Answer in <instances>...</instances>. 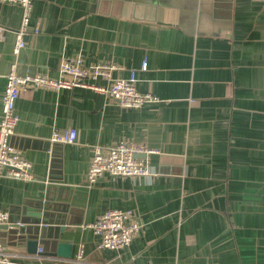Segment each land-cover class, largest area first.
I'll return each mask as SVG.
<instances>
[{
    "label": "crops",
    "instance_id": "0c3cea01",
    "mask_svg": "<svg viewBox=\"0 0 264 264\" xmlns=\"http://www.w3.org/2000/svg\"><path fill=\"white\" fill-rule=\"evenodd\" d=\"M21 16L19 4L0 2V117ZM77 55L85 65L117 64L113 77L133 71L137 91L156 99L131 108L89 87L21 90L10 143L31 163L33 179L2 176L0 208L17 218L44 184L56 186L53 202L69 206L51 210L47 223L26 215L16 221L29 222L27 238L50 242L35 252L25 234L17 241L1 225L6 257L22 264H264V0H33L17 73L58 78L61 60ZM54 128L71 141L53 140ZM119 141L153 150L139 157L156 173H103L88 183L94 148ZM60 185L74 188L72 199ZM113 208L134 210L141 229L123 248L99 249L85 224ZM53 240L69 244L70 256L48 251Z\"/></svg>",
    "mask_w": 264,
    "mask_h": 264
},
{
    "label": "built area",
    "instance_id": "2783aa9c",
    "mask_svg": "<svg viewBox=\"0 0 264 264\" xmlns=\"http://www.w3.org/2000/svg\"><path fill=\"white\" fill-rule=\"evenodd\" d=\"M0 2L16 3L22 8L21 23L14 30L15 42L13 54L15 59L6 74V83L2 95L0 117V178L2 176L17 179H33L30 167L22 152L12 146L10 137L13 135L18 116L15 113V101L21 90L30 86L45 88H71L73 86L89 87L96 92L106 94L123 107H138L146 101L155 100L148 93H140L135 87L136 76L133 71L127 78L113 77L114 70L120 66L104 62L85 65L81 55L72 58H63L59 66L58 78L45 74H19L16 71L17 55L24 46V35L27 32L33 0H0ZM6 28L0 25V40L3 39ZM146 61L140 66L145 70ZM104 79L106 85H101L91 80ZM52 139L59 142H69L71 137L68 131L60 132L54 128ZM153 150L143 145L119 141L111 146H97L93 150L90 166L87 171L88 183L94 182L101 174L111 176H124L131 178L148 177L156 173L145 159L137 157L140 154L152 153ZM8 212L0 208V225L7 224ZM17 224L22 225L21 222ZM142 223L136 212L132 209H108L102 212L92 222L85 224L92 229L98 237L97 248L119 249L127 246L132 238L140 231ZM39 251L41 249L39 248ZM83 249L79 245L76 253L77 261L82 259ZM0 264H22L6 257L4 246L0 239Z\"/></svg>",
    "mask_w": 264,
    "mask_h": 264
},
{
    "label": "water",
    "instance_id": "95a60500",
    "mask_svg": "<svg viewBox=\"0 0 264 264\" xmlns=\"http://www.w3.org/2000/svg\"><path fill=\"white\" fill-rule=\"evenodd\" d=\"M137 157H139V155H137ZM52 187H56V186L54 184H47V185L44 184L42 187L39 188L35 199H27L23 202V205L20 206L21 215H19L17 218H10L8 216L7 224H2V227H6V226L9 227V232L17 238V241H22L25 238V236L27 238V234H26L27 232H25V228H26L25 225L26 224L28 225L29 222L27 223L26 221H21L22 225L16 224L17 223L16 221H19L22 215H26L34 219L35 220L33 221L34 223L41 222L43 224L50 222L48 219H50L49 217L52 216L51 214H49V212H52L51 210L65 211L68 208L69 203L67 204L65 203L63 205H57L55 202H53L51 189H50ZM58 189L66 193L65 194L67 196L66 201H68L69 195L72 199V193L74 188H72L71 186L60 185ZM70 190H71V194H70ZM40 193H43L44 196L43 199H41ZM59 198H63V197L58 196V199ZM61 229H63L62 226L60 227V230ZM23 234H25V236H23ZM24 241H26L27 251L30 253L35 252L39 244L43 243L44 248H47L48 244L50 243L47 242L46 240L44 242L41 239L35 240V236L24 239ZM54 243L56 246L55 249H54ZM48 251H51L62 257H69L70 245L67 243L66 244L60 243L57 240H53V242H51V247L48 249Z\"/></svg>",
    "mask_w": 264,
    "mask_h": 264
}]
</instances>
